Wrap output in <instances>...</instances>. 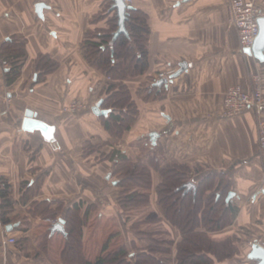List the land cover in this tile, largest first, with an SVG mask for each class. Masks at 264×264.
Listing matches in <instances>:
<instances>
[{"label":"crops","instance_id":"crops-1","mask_svg":"<svg viewBox=\"0 0 264 264\" xmlns=\"http://www.w3.org/2000/svg\"><path fill=\"white\" fill-rule=\"evenodd\" d=\"M130 1L131 7L149 15V69L145 75L125 81L139 116L117 138L105 130L103 116L92 111L104 102L111 80L91 67L82 50L87 32L104 27V23L92 25L91 20L107 0H0V178L10 184L14 203L6 216L10 223L4 224L0 198V264H65L60 261L66 238L50 232L48 219L31 214L33 203L47 200L64 201L66 209L81 201L82 216L89 206H97L84 228L87 262L95 263L100 257L94 248V259L87 254L90 227L112 216L123 227L124 246L130 252L129 260L136 264L134 256L138 251L148 253V244L144 247L145 241L132 234L115 207L120 189L114 183L131 168L133 172L145 169L151 175L154 205L156 190L166 186L165 174L177 182H172L177 197L189 194L180 190L184 184L192 181L197 185L206 176H215L214 189L220 186V190L207 191L205 198L217 208L200 214L204 227L202 230L201 221L194 238L200 235L205 243L208 239L211 246L206 247L214 264H258L247 258L252 244L264 248L259 117L253 110L225 116L224 98L235 86L251 93L255 75L261 77L264 92V60L242 49L230 14L233 0ZM245 1H254L264 17V0ZM40 3L47 6L44 19L36 13ZM21 42L25 46L20 52ZM42 56L55 61L57 69L42 74ZM181 64L188 65L183 74L156 87L161 72L176 73ZM148 89L151 93H143ZM75 102L87 109L71 111ZM101 109L107 110L103 103ZM28 111L34 120L56 128L54 142L45 140L38 130H24ZM151 159L159 166L149 164ZM28 189L32 197L25 202ZM190 194L194 204L196 195ZM230 194L234 195L231 200ZM157 209L164 226L176 236V253L182 245L184 253L191 247L190 238L182 233L186 221L174 228L164 208ZM219 209L221 213L216 212ZM10 225L14 227L8 231ZM10 238L16 243L10 244ZM56 238L58 251L52 253ZM236 238L238 250L233 257H214L212 250H219L216 245L227 246ZM45 241L47 250L42 246ZM53 254L56 258L50 261Z\"/></svg>","mask_w":264,"mask_h":264},{"label":"trees","instance_id":"trees-1","mask_svg":"<svg viewBox=\"0 0 264 264\" xmlns=\"http://www.w3.org/2000/svg\"><path fill=\"white\" fill-rule=\"evenodd\" d=\"M113 5V0H107L102 10L93 16L91 24L104 23V27L87 32L85 41L82 44V50L85 59L91 67L111 80L105 88L106 98L103 102V106L107 110H111V114L102 118L105 130L112 136L119 138L133 127L139 116L137 104L130 90L125 85V81L147 73L149 69L148 47L151 29L149 15L140 9L132 7V9L127 10L128 20L126 28L128 36L120 35L114 41L115 33L119 30V18L117 12L112 10ZM19 46H21L19 50L21 52L25 43L21 42ZM57 67V63L47 56H42L39 60V69H41L42 74L55 71ZM144 92L151 93V90L148 89ZM149 163L153 166H159L154 162V159H151ZM199 173V171L196 172V174ZM214 177L208 175L197 183L192 216L184 223L182 227L183 234H194L200 228L202 221L200 214L207 203L212 204L205 196L207 191H212L215 188L212 183ZM116 186L120 189L117 203L121 209L133 210L148 207L152 204L151 191L153 185L151 180L132 174L119 179ZM219 190L220 186L213 191L216 193ZM31 191L29 189L28 191L26 190L27 197L23 196L25 202L32 197ZM176 192L177 189L172 194L176 196V199L166 209V217L171 221L173 214L175 215L177 209L181 207L182 199L175 195ZM0 198L2 200V221L4 224H8L10 220L6 219V216L13 208L14 203L11 199L10 184L7 180L1 178ZM82 208L83 203L81 201L75 202L66 209L64 201L47 200L33 203L31 214L33 217H42L43 219H57L62 216L66 221V246L62 255V261L65 264H105L129 259L130 252L126 246H123L118 250L109 252L106 256L99 257L96 263L86 261L83 252L84 228L89 222V216L96 211L97 206H89L85 216L81 215ZM211 209V212H213V209H216V205L212 206ZM151 221L155 222L158 220L152 219ZM149 236L152 240L147 245L146 250L148 252L155 253L157 251L165 255L171 253L170 247L164 249L157 246L156 243L160 244L161 240L156 239L153 232ZM43 248L47 250L46 241L43 242ZM189 248L185 251L184 257L178 258L176 264H214V260L210 256L209 249H207L202 236L197 235L195 241L191 240V247ZM136 264L143 263L138 261ZM161 264H165V262L162 261Z\"/></svg>","mask_w":264,"mask_h":264},{"label":"rangeland","instance_id":"rangeland-1","mask_svg":"<svg viewBox=\"0 0 264 264\" xmlns=\"http://www.w3.org/2000/svg\"><path fill=\"white\" fill-rule=\"evenodd\" d=\"M132 169L133 168H131V170ZM131 170H128V173L124 172V174L121 175V178H124L126 176H130L132 174L140 175L142 177H145V178L151 180L152 185H153L151 175L145 169H136V171L133 172V170H132V172H130ZM174 173L175 172L170 174L171 177ZM168 175L165 174V180L167 181L166 186L159 187L156 190L157 195H158V199H157V203L155 205L150 204L148 207H143V208L133 209V210H123L119 207L118 204L115 206L118 211L121 210V212L123 214V218H124L125 223H126L125 226L130 229L132 234H134V233L137 234V237L140 238L141 241H145L143 246L144 245L146 246V243L148 244L149 241L152 240L151 237L149 236V234L153 232L155 234V238L158 240H161L160 244L155 242L158 247H161L164 249L170 247L172 250L171 253L167 254V255H165L161 252H157V251L155 253H151L148 251H147L148 253H146L145 251H142V253H141L140 251H138L137 255H135L134 258L137 259V262L140 261L143 264H161L162 261L165 262V264H174V262L177 261L178 258L185 256V252L182 253L180 251L183 248V245L179 246L178 253H176L175 248H176V246H178L176 244L177 241H175L176 236H173L168 231V229L164 226V220L161 217H159L157 214L158 213L157 206L163 207L164 211L166 213L167 207L174 201V199H176V196H174L172 194L175 191V184H177V182L175 183L174 180L169 179L170 176L167 177ZM184 176H185V174H184ZM173 178H174V176H173ZM176 178H177V174H176ZM172 182H174L175 184H173ZM152 189H153V187H152ZM177 193H178V189H177V192L175 193V195H177ZM189 194L186 196L181 195V199H182L181 200V207L180 208L178 207L179 209H177V211L175 212V215L173 214V216H172L173 219H172L171 223H172V226L174 228L177 225H182L187 219H189V217L192 216V207H193V204L191 203L192 202V200H191L192 194H190V195ZM168 196L170 197V200L167 198ZM212 206H214V205L208 203L207 208L204 207L203 212L204 213L211 212ZM213 212H215V210ZM216 212L221 213V210L220 209L218 211L216 210ZM113 213H114V211L111 212V215H113ZM111 217L112 216L104 217V218L100 219L99 221L94 222L93 223L94 225L90 227V230L92 231V233L91 232L90 233L92 236H91V238H89V242H87L88 243L87 244V254L90 257V259H94L97 255V253L95 254L92 252L93 248L95 249V251L100 252L98 254V256L100 255V257H101V256H106L109 252H113L115 250H118L120 247H123L125 244H127V243H125L124 234L121 231L123 227H121ZM152 219L153 220L157 219L158 221L152 222L151 221ZM203 222L204 221H202V230L204 227ZM205 224H207L206 221H205ZM204 232H206V231H204ZM185 235L188 238H190V240H195L193 234H185ZM205 241H206V243H205L206 246H211L210 242H208V239ZM237 241L238 240L236 238V240L234 242H232L230 244H226L227 246L216 245L215 247H219V250L218 249L216 250L215 248L212 250L213 255H215L214 257H217V259H223V257L228 256V259H226V260H229V258L233 257L237 253L238 249H237V246L235 245V243L238 244ZM51 245H52V253H54L55 251H58V249H57L58 239L57 238L51 243ZM106 246H107V248H106ZM223 247H226V248H223ZM207 249H208V247H207ZM59 250H60V248H59ZM49 257H50V261H52L56 258V254H53V256H49ZM44 259L45 258L42 257V260H44ZM97 259H94L95 263H96ZM226 260H224V262ZM60 262H62V260ZM105 264H132V263L127 258V259H124V260L119 261V262H108Z\"/></svg>","mask_w":264,"mask_h":264},{"label":"built area","instance_id":"built-area-1","mask_svg":"<svg viewBox=\"0 0 264 264\" xmlns=\"http://www.w3.org/2000/svg\"><path fill=\"white\" fill-rule=\"evenodd\" d=\"M126 4H130V0H125ZM230 14L232 23L238 30L239 39L242 49H250L259 35L260 29L258 20L262 17L261 9L254 1L233 0L230 7ZM175 74L174 70H167L161 72L157 79L163 80L171 78ZM253 91L247 93L241 86L230 88L225 94L224 110L225 116L234 117L243 114L248 110H253L258 122V137L262 157V166L264 168V92L262 79L258 75L253 76ZM87 109V106L79 102H75L71 111L75 112L77 109ZM59 219H48V224L54 225ZM10 244H15L16 239L10 238ZM253 245V244H252Z\"/></svg>","mask_w":264,"mask_h":264},{"label":"water","instance_id":"water-1","mask_svg":"<svg viewBox=\"0 0 264 264\" xmlns=\"http://www.w3.org/2000/svg\"><path fill=\"white\" fill-rule=\"evenodd\" d=\"M113 2H114V5L112 7V10H115L117 12V16L119 18V30L117 33H115V37H114V41H115L120 35L128 36V31L126 28V22L128 20L127 10L132 9V7L126 4L125 0H113ZM46 8L47 6L43 3H40L36 6V13L39 18L44 19L43 12H44V9ZM258 24H259L260 32L254 43V46L250 49H246L244 52L250 56H255L256 58L260 60H264V17L259 18ZM187 69H188L187 64H181L180 70L176 72L170 79L172 80L180 76ZM168 82L169 80L163 79V80L158 81L155 85L156 87L162 88L168 85ZM102 103L103 101H100L92 109V111L96 116L108 117L111 114V110H102L101 109ZM34 119H35L34 114L28 111L26 114V119L24 121V130L26 131L38 130L42 133L45 140H47L48 142H54L55 141L54 135H55L56 128L49 126L45 124L44 122L34 120ZM166 119L170 121L169 117H166ZM154 137H158V134H154ZM192 177H193V174H190L189 178L192 179ZM114 184L116 185L117 182H115ZM180 190H184L186 194L192 192L194 195H196L197 185L194 182L190 181L184 184L180 188ZM233 196H234L233 194H230L229 200H231ZM65 226H66V221L60 218L56 224L51 226L50 232L52 234L60 233L66 238L67 232H66ZM13 227H14L13 225H10L7 227V230L11 231ZM247 261H257L258 264H264V248L261 245H259L257 242L252 245V251L250 255L248 256Z\"/></svg>","mask_w":264,"mask_h":264}]
</instances>
